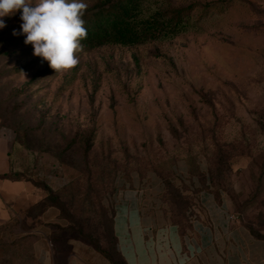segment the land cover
Here are the masks:
<instances>
[{"label":"rangeland","instance_id":"1","mask_svg":"<svg viewBox=\"0 0 264 264\" xmlns=\"http://www.w3.org/2000/svg\"><path fill=\"white\" fill-rule=\"evenodd\" d=\"M190 4L196 23L187 32L83 50L74 68L56 73L24 43L17 12L0 18V121L14 137L12 171L110 251L115 200L130 191L186 232L212 189L222 199L213 206L264 236L263 3L148 5ZM50 190L60 198L45 201ZM9 259L33 264L28 248Z\"/></svg>","mask_w":264,"mask_h":264},{"label":"crops","instance_id":"2","mask_svg":"<svg viewBox=\"0 0 264 264\" xmlns=\"http://www.w3.org/2000/svg\"><path fill=\"white\" fill-rule=\"evenodd\" d=\"M264 7V0H261ZM12 134L0 121V264H9L11 250L28 248L33 264H112L88 242L66 230L54 206H43L34 187L12 171ZM202 217L184 232L171 215L143 208L136 191L115 200L117 250L128 264H264V239L239 218L230 219L212 189L201 197Z\"/></svg>","mask_w":264,"mask_h":264},{"label":"trees","instance_id":"3","mask_svg":"<svg viewBox=\"0 0 264 264\" xmlns=\"http://www.w3.org/2000/svg\"><path fill=\"white\" fill-rule=\"evenodd\" d=\"M84 1V0H83ZM87 10L83 17L87 28V38L82 41L83 50H90L108 45H120L124 47H136L156 41L172 39L190 30L196 23L195 4L184 7L157 8L150 10L149 0H87ZM213 3H207L203 9H209ZM19 15L21 13L17 11ZM17 39V38H16ZM9 40V39H8ZM25 40V38L23 39ZM24 67L17 70L22 71ZM217 197H220L215 191ZM54 196L58 200L59 193L49 191L48 196ZM54 206L59 209L60 217L62 208L57 202L46 206ZM67 217V216H66ZM178 224V223H177ZM69 234L77 239L88 242L97 251L106 256L112 264H128L117 250V238L114 231V215L112 218V233L110 241H107L112 251L102 244L94 235L85 233L80 229L75 231L69 224L66 227ZM254 232V231H253ZM75 233V235H74ZM259 238H263L254 232Z\"/></svg>","mask_w":264,"mask_h":264},{"label":"clouds","instance_id":"4","mask_svg":"<svg viewBox=\"0 0 264 264\" xmlns=\"http://www.w3.org/2000/svg\"><path fill=\"white\" fill-rule=\"evenodd\" d=\"M88 5L83 0H0V18L21 13V33L34 55L56 72L71 70L83 51L88 32L83 19ZM5 22L0 19V28ZM17 33L14 31L13 35Z\"/></svg>","mask_w":264,"mask_h":264}]
</instances>
